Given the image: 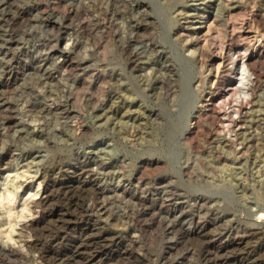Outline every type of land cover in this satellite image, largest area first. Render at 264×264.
Here are the masks:
<instances>
[{
    "label": "rangeland",
    "instance_id": "obj_1",
    "mask_svg": "<svg viewBox=\"0 0 264 264\" xmlns=\"http://www.w3.org/2000/svg\"><path fill=\"white\" fill-rule=\"evenodd\" d=\"M0 264H264V0H0Z\"/></svg>",
    "mask_w": 264,
    "mask_h": 264
},
{
    "label": "bare ground",
    "instance_id": "obj_2",
    "mask_svg": "<svg viewBox=\"0 0 264 264\" xmlns=\"http://www.w3.org/2000/svg\"><path fill=\"white\" fill-rule=\"evenodd\" d=\"M235 83V82H234ZM233 84V83H232ZM229 85V84H228ZM232 88V87H231Z\"/></svg>",
    "mask_w": 264,
    "mask_h": 264
}]
</instances>
